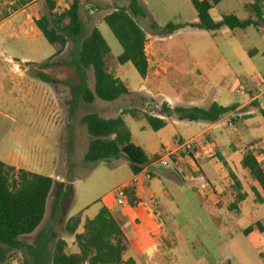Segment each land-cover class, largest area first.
Masks as SVG:
<instances>
[{
	"label": "crops",
	"instance_id": "obj_1",
	"mask_svg": "<svg viewBox=\"0 0 264 264\" xmlns=\"http://www.w3.org/2000/svg\"><path fill=\"white\" fill-rule=\"evenodd\" d=\"M55 1L57 10L59 7L63 8V6L67 8L70 4V0ZM15 4L16 0H0V15H2V17L0 16V96L6 98L10 109L14 110L18 119H21L28 111L36 113L38 110H44L45 118H47V88L35 74L47 75V67L50 63H47V60L52 55L36 58L37 48L29 40L41 34L34 25V21L42 15L41 2L33 1L28 5L14 8ZM242 5L244 8L249 6L252 9L247 18L256 21L257 25L249 27L256 28V31L261 35L260 42L264 45V0H242ZM215 7L209 10V14L214 21H218L223 16L217 18L212 16ZM237 18L241 19L240 17ZM141 28L143 29V27ZM235 30L222 28L216 32H209L213 36L228 35L232 37L226 43L229 47L228 53L224 56L220 55V62L210 67V71L195 61L182 62L177 57L176 47H184L177 39L181 30L168 36H161L156 33L148 34L144 31L146 34L145 55L148 67L145 77L141 78L139 88L133 90L127 87L125 80L116 71L113 75L120 79L130 92L129 95L121 96L125 97L127 104L118 108L112 116L97 113L104 118L129 115L121 114V111L135 108L127 106L134 104V95L153 101L154 109L151 111H147L144 107L138 109L158 118H162L158 114V110L163 102L170 107L208 108L212 103L222 107L233 105L232 111L211 123L181 121L173 116L167 118L165 127L155 131L160 149H155L156 144L152 140H146L143 144H135L133 134L125 119L122 118L130 131L131 141L142 148L149 159L158 155L161 151L174 150L177 140L182 139L181 137H175L173 142L168 143L164 139V131H171L175 134L183 128L194 130L191 139L195 140L198 145L195 153H192L188 158L179 160L174 169L176 171L187 169L200 172L201 177L197 179L201 182L193 184L191 190L198 196L201 205L207 207V222L213 226L214 223L219 222L231 224L232 232L229 226L223 225L221 228L226 233L225 236H231L234 231L242 234L244 229L253 226L256 222L260 223V220L264 218V203L257 201L254 194L256 192L260 199H264V190L241 167L243 156L246 152L251 151L264 168V100L257 96V83L259 78L264 80V75L249 76L245 85L236 83L234 94L238 84H241L245 89L244 99L241 102L230 101L226 87L221 85L220 82L224 74L228 75L234 72V69H236L234 67L235 62L240 66V61L244 63L251 56L257 55H262L264 59V51H261L256 44H251L248 48L241 46L238 40L233 37ZM17 31H21L22 36L15 34ZM9 39L19 41V48L23 50L19 57H14L7 48L2 47L5 40ZM41 64L45 66L40 67ZM7 65H10V69L13 68L14 70V78L10 79L9 82L4 78ZM37 69L39 71L34 72ZM147 104L148 101L144 103L145 106ZM49 105L51 109L52 103ZM9 158L10 160L0 157V161L15 168L51 177L55 182L56 174L42 171L43 162L31 165L15 163L11 159L12 156ZM229 172L233 173L239 180L242 192L245 194V199L232 211L228 210V206L234 197V193L230 189ZM148 181L140 175L138 183L133 187L137 199L135 205L116 206L111 195L99 202L93 200L87 203L82 212L74 214L80 216V224L76 232L81 233L84 221L92 219L101 207H106L120 223L127 241V248L122 256L123 262L131 260L132 264H207L205 261L207 252L205 250L203 253L197 251L199 245L197 238L187 227L176 224L183 221L174 211L173 198H180L188 203V198L184 195V187L173 184L168 185L169 188L163 186L161 190L154 192L155 188L153 187L155 186L152 187L150 181ZM71 216H68V218ZM163 216L166 219H163ZM41 224L33 233L20 239L33 237ZM261 226L262 230L260 231L253 229L247 236L242 235L249 240L261 264H264V225L261 224ZM206 234L211 237V234ZM66 238H69L71 244V246L68 244L67 248L71 247L73 249L71 253L76 252L77 249L74 250L73 239L64 237L66 243ZM224 260H227V257H224Z\"/></svg>",
	"mask_w": 264,
	"mask_h": 264
},
{
	"label": "rangeland",
	"instance_id": "obj_2",
	"mask_svg": "<svg viewBox=\"0 0 264 264\" xmlns=\"http://www.w3.org/2000/svg\"><path fill=\"white\" fill-rule=\"evenodd\" d=\"M126 1L79 0L80 18L83 25L82 35L68 40L64 51L50 61L47 67L48 73L42 80L48 92L47 118H45L44 110H38L36 113L28 111L21 119H18L14 110L10 109L6 98L0 96V157L10 160L9 157L12 156L11 159L15 163L31 165L43 162L42 171L44 173L56 174L55 182L47 198L45 218L40 228L33 237H28V239H20L26 236L20 237V245L15 248L0 244V264H50L56 239L66 237L64 224L68 216L82 212L90 201L99 202L109 197L132 178L133 173L123 159L111 163L100 161L88 170V165L84 161L88 135L79 123L81 116L85 113L95 112L104 116H112L118 108L127 104L125 97L112 102L96 98L90 104H85L81 100L83 88L92 89L94 79L91 69L80 68L77 53L80 41L88 35L92 27L95 26L100 31L109 46L110 52L105 60L107 69L113 74L117 71L116 73L125 80L127 87L133 90L139 88L142 79L132 65L130 63L119 65L116 62L122 49L102 20L113 9L124 6ZM139 1L143 5L145 17L136 18V22L148 34L156 33L163 36L151 25L160 29L168 23L184 25L196 21L191 0ZM65 7H59L58 10L62 11ZM43 9L41 3L42 13ZM251 12L252 9L249 6L243 7L242 0H222L212 11V16L217 18L218 16L235 15L246 19ZM180 30L181 33L177 39L184 47H176V55L182 62L195 61L210 71V67L220 62V55L224 56L228 53L229 47L226 43L232 38L228 35L213 36L207 31L188 28ZM15 34L22 36L21 31ZM233 37L245 48L256 44L261 51H264V45L260 42L261 35L254 27L236 29ZM29 40L37 48L36 58L52 55V47L41 34ZM4 43L2 47L7 48L14 57H19L23 53V50L19 48L18 40L9 39ZM234 67H236L234 72L224 74L220 82L226 87L230 101L241 102L244 96L234 94L236 83L245 85L249 76L264 75V59L262 55L251 56L244 63L240 61V66L235 62ZM38 71L39 69L34 70V72ZM4 73V78L8 82L14 78V70L10 69V65H7ZM35 76L38 77L37 74ZM133 97L134 104H129L128 107H144L147 111L154 109L153 101L142 99L138 95ZM146 101L148 104L145 106ZM50 103H52L51 109ZM121 118L125 119L130 128L135 144H143L146 140H152L156 144L155 149H160L157 133L152 131L144 120H135L130 115H121ZM193 131L192 128H183L175 134L171 131H164V139L168 143L173 142L175 137L192 140ZM149 170L152 175L149 181L152 187L155 186L153 187L154 192H158L163 186L169 188L168 185L173 184L184 187V195L188 198V203L180 198H173L174 211L183 221L176 224L187 227L197 238L199 241L197 251L207 252L205 255L207 264H261L255 249L241 233L234 231L231 236H225L226 233L221 228L223 225L230 227V223L219 222L214 223L213 226L207 222V207L201 205L198 196L191 190L193 184L201 182L197 179L201 177L199 171L194 172L187 169L176 171L174 167L163 168L158 164L152 165ZM164 218L166 219L165 216ZM260 223L264 225V218L260 220ZM229 229L233 231L232 227ZM206 233L211 234V237ZM66 240L67 245L71 246L69 238ZM72 250L71 247L67 248L68 252ZM74 250H76L75 246ZM224 257H227V260H224Z\"/></svg>",
	"mask_w": 264,
	"mask_h": 264
},
{
	"label": "trees",
	"instance_id": "obj_3",
	"mask_svg": "<svg viewBox=\"0 0 264 264\" xmlns=\"http://www.w3.org/2000/svg\"><path fill=\"white\" fill-rule=\"evenodd\" d=\"M33 1H40L44 7L42 15L34 21V25L52 47L53 54L47 60L48 63L64 51L69 39L81 37L83 25L80 18V2L70 0L69 6L59 15L55 12L57 9L55 0H16L14 8L28 5ZM220 1L191 0L196 15L195 23L184 25L168 23L160 29L152 25L151 27L163 36H168L184 28L216 32L222 28L246 29L257 25L256 21L250 18L241 20L235 15H225L214 21L209 10ZM137 17H145L143 5L139 0H127L124 6L107 13L103 21L122 49L116 62L120 65L130 63L143 78L148 67L145 55L146 34L137 24L135 20ZM79 45L78 64L81 69H91L94 79L93 88L84 87L81 92V100L85 104L92 103L96 98L112 102L130 94L125 84L107 69L105 60L110 49L96 27L91 28ZM37 76L41 80L45 79L40 73H37ZM233 107V105L222 107L216 103H212L208 108L170 107L163 102L158 110L162 118L152 116L138 108L123 109L121 114H129L137 120L143 119L152 131H158L165 127L166 119L172 116L181 121L211 123L232 111ZM79 123L88 135L84 155L88 170L100 161L111 163L123 159L128 163L130 171L137 174L156 157L147 158L142 148L131 141L130 131L120 115L104 118L95 112L85 113ZM241 167L264 190V168L251 151L243 156ZM229 179L234 197L228 210L232 211L245 199V194L239 180L231 172ZM52 185L51 177L15 168L0 161V244L15 248L20 245V237L30 235L38 228L45 216L47 198ZM127 192L129 204L135 205L137 199L133 188ZM254 194L257 201L264 203V199H260L256 192ZM79 224L78 214L69 217L64 224V233L66 237L73 239L77 251L68 252L64 237H59L55 241L50 264H132L131 260L123 262L122 256L127 248V241L120 223L106 207H101L92 219L84 221L81 233L76 232ZM253 229L260 231L262 226L256 222L244 229L242 234L247 236Z\"/></svg>",
	"mask_w": 264,
	"mask_h": 264
},
{
	"label": "built area",
	"instance_id": "obj_4",
	"mask_svg": "<svg viewBox=\"0 0 264 264\" xmlns=\"http://www.w3.org/2000/svg\"><path fill=\"white\" fill-rule=\"evenodd\" d=\"M58 15L61 13L60 10L55 11ZM245 93V89L241 84H238L235 89L236 95H243ZM257 96L264 100V80L259 78L257 83ZM198 145L195 140H182L179 139L176 142V148L171 151H161L158 155H156L155 159L147 165L141 172L137 174H133V178L128 181L125 185L116 189L111 195L113 203L116 206H128L129 205V195L127 190L133 188L139 180V176L142 175L145 180L151 179V172L149 168L158 164L160 167H175L176 163L179 160H183L188 158L192 153H195Z\"/></svg>",
	"mask_w": 264,
	"mask_h": 264
}]
</instances>
